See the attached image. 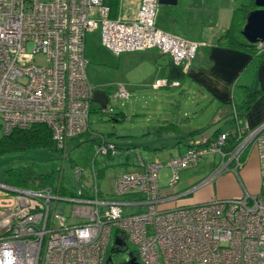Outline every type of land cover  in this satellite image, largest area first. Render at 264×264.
I'll return each instance as SVG.
<instances>
[{"label": "built area", "instance_id": "1", "mask_svg": "<svg viewBox=\"0 0 264 264\" xmlns=\"http://www.w3.org/2000/svg\"><path fill=\"white\" fill-rule=\"evenodd\" d=\"M160 6L159 0H139L135 15L126 17L122 10L112 16L108 0H0L2 131L45 123L57 146L66 148L70 139L91 130L94 104L110 114L115 111L112 99L129 97L120 83L106 107L94 102L97 87L90 83L86 56V34L93 29H100L103 44L116 55L157 49L187 70L200 44L160 28ZM257 47L263 49L264 42ZM40 53L48 65L36 61ZM168 84L167 79L157 80L154 87ZM233 117L238 122L237 108ZM228 138L229 131L204 138L165 163L145 161L130 147L126 153L137 155L142 170L117 176L112 196L100 190L94 166L88 196L81 186L76 196L64 197L51 186L0 184V264L9 259L11 264H107L110 246L132 252L141 264H264L263 194L245 191L233 198L163 207L169 200L159 184L165 166L172 170L168 187L173 188L182 169L197 166L208 155L220 156L216 172L198 188L228 169L239 175L256 152L264 177V124L238 125V143L227 152ZM95 150L102 157L119 153L118 145L104 137ZM73 168L83 182L86 169ZM66 203L73 205L74 220L65 215ZM115 237L129 247L111 244Z\"/></svg>", "mask_w": 264, "mask_h": 264}, {"label": "crops", "instance_id": "2", "mask_svg": "<svg viewBox=\"0 0 264 264\" xmlns=\"http://www.w3.org/2000/svg\"><path fill=\"white\" fill-rule=\"evenodd\" d=\"M220 1L211 0L210 4L201 0H191L189 9H186L181 17L175 13L176 5L167 6L169 17L166 26H163L160 20L157 25L173 35L196 41L200 46L195 60L187 69L185 86H182L181 94L177 97V93L174 91L159 92L164 95L166 104L170 108L157 113L156 122L148 128L153 129L154 132L150 133L148 129L146 131V127L139 128L140 135L128 131L113 132L117 135H124L123 138L115 135L116 137L112 136L110 139L119 147V153L116 154L118 157L122 158L126 150L131 147L145 161L170 159L184 152L190 144L213 136L219 129L222 132H235L238 125L255 128L264 124V56L254 59L249 52L243 49L227 47L218 42L231 23L233 11L238 8V5L235 6L237 0H225L224 4H221ZM219 3L222 7L219 6L220 9L214 10L213 6L219 5ZM247 4L255 6V0H250ZM179 20L183 21L185 25L180 27ZM131 52L139 54V60L143 61L141 65H143L144 73L138 82H121L129 92L133 89L139 90L148 87L162 89L174 86L168 84L159 88L154 87L157 80L168 78L169 65L165 66L159 63L166 56L165 54L157 49ZM247 88L256 89L259 94L245 115L240 116L239 113L237 122L233 117L234 109H236V105L244 102ZM101 89L108 91L110 95L113 92L105 88ZM188 97L191 101L186 109L182 101L184 102ZM192 106H194L193 110H191ZM202 106L204 107L202 111V116L205 115L204 119L196 120L198 116L191 117V114L198 113ZM122 113L124 114L123 111ZM156 129L157 132H155ZM150 154L162 158L156 159ZM218 185L222 190L221 198H233L241 195L236 194V173L230 169L219 174ZM177 189H179L178 186L175 190ZM168 196L170 195L168 194ZM168 201L163 203V207L173 206ZM189 204L192 203L180 205Z\"/></svg>", "mask_w": 264, "mask_h": 264}, {"label": "rangeland", "instance_id": "3", "mask_svg": "<svg viewBox=\"0 0 264 264\" xmlns=\"http://www.w3.org/2000/svg\"><path fill=\"white\" fill-rule=\"evenodd\" d=\"M135 1L136 0H119L117 8L118 10L123 11L124 16L133 17L139 5V0L137 3H135ZM190 1L191 0H179L178 4L175 6V13L181 17L183 12H185L186 9H189ZM201 1L204 3L211 2V0ZM224 1L225 0H221L220 3L224 4ZM249 2L250 0H237L235 6L238 5V7H240ZM220 3L219 5L213 6V8H215L214 10H216V8L220 9L219 6L222 7ZM227 3L229 4V1H227ZM168 17V7L160 6L157 23L160 20L163 26H166ZM178 25L181 27L182 25L184 26L185 23L179 20ZM33 49V44L29 43L28 50L33 51ZM138 55L139 54H136V52H123L120 55L114 54L103 44L102 34L99 28L90 30L86 34V56L90 61L87 73L93 87L100 89L105 88L112 92L121 82H138L141 75L144 73L143 65H141L143 64V61L139 60ZM35 59L39 64L48 65L43 53L37 54ZM184 83L185 80L182 81V85L180 86H171L170 88L164 87L162 89H153L152 87L139 90L133 89L129 92V97L127 99H112L110 102L111 106L114 107L116 111L121 110L124 112V116L120 121L112 118L111 114L101 113L99 107L94 104V107H97L98 109L92 110L91 129L94 133H103L106 135L113 132L123 131L140 135L141 131H138L139 128L146 127L145 130L147 131V129L150 126H153L156 122L155 118L157 113L170 108L166 104L165 97H163L164 95H161L159 92L174 91V93H177L176 95L178 97L181 94L182 86H185ZM189 101H191L190 97L186 98L184 102L182 101L184 108L187 109V107H189ZM193 109L194 106H192L191 110ZM203 109L204 107L202 106L199 112L192 113L191 117L195 118L198 116L196 120H203L205 117V115L204 117L202 116ZM150 131L154 132L153 129ZM77 155L78 150L75 147H69L64 156H51L45 149L30 150L10 155L9 157L11 160L6 159L7 161H5L3 167L9 165L25 166L36 164L38 165L40 172H51L63 169V173L67 178L68 183L77 188L80 185L79 181L74 176V168L71 161V156L73 159H76L78 157ZM150 155L156 159L162 158L155 154ZM101 158L103 157H98L99 161L102 160ZM168 160L169 159H161L159 162L165 163ZM220 162V156L208 155L197 166L182 169L179 172V181L177 183L179 189L177 190H175L177 186L175 188L168 187V183L171 181L173 175L171 168L169 166L163 167L159 183L164 193L170 195L168 196L169 198L173 196V199L170 198L168 203L173 206H178L185 203H204L211 199L221 198L222 190L218 185L219 175L215 176L199 188H194L216 172V167H218ZM104 164L106 165L105 173L102 178L98 179V185L100 190L107 196H112L114 193V179L116 176L141 170L139 160L135 153H125L122 158L115 155L112 159H107ZM89 172L90 171L86 169V178L83 180V185L88 191H90V188L93 186L91 185L92 177L89 175ZM211 172L213 173L211 174ZM190 185L192 186L189 188L186 187ZM190 189H193V191L187 193ZM245 191L250 194L264 195V177H262L260 173L259 159L256 152L251 154L243 168L239 171V175H236V194H243ZM1 193L2 192L0 191V195ZM72 206V203H66L65 215L69 218H71ZM71 220L74 219L71 218ZM113 241L114 240H112L111 244H113ZM130 249H133L131 245ZM110 250L111 246L109 247L107 254L108 256H112L113 264H123L129 259L128 252H111Z\"/></svg>", "mask_w": 264, "mask_h": 264}, {"label": "trees", "instance_id": "4", "mask_svg": "<svg viewBox=\"0 0 264 264\" xmlns=\"http://www.w3.org/2000/svg\"><path fill=\"white\" fill-rule=\"evenodd\" d=\"M108 2L113 6L114 13L112 16H115L118 12L117 7L119 5V0H108ZM255 8L257 7L252 4H244L235 8L232 13L231 23L220 36L218 42L227 47L243 49L249 52L254 59H260L264 56V48L259 49L256 44L249 43L242 37V30L246 23L247 16L249 12ZM186 74L187 70H185L182 65H176L170 61L167 78L169 85H171L173 81H179L181 83L185 80ZM258 92L259 91L256 89L247 88L244 102L238 106L236 105L240 116H243L248 112L259 94ZM94 109L97 110L98 108L94 107L93 110ZM110 114L112 118L117 121H120L124 116L122 111H114ZM149 132L151 133L150 130ZM221 132L222 130L219 129L213 134V136H217ZM115 135L120 138L124 137V135H117L115 133L107 135L103 133H94L91 129L78 137L70 139L67 142L66 148H59L53 137L52 130L45 123H35L28 128H15L8 133H4L0 122V184L18 189H34L51 186L54 192L59 196L74 197L77 195V188L68 183L67 178L63 173V169L51 172H40L39 167L36 164L25 166L9 165L5 167H3V164L7 161L6 159L11 160L9 157L10 155L16 153L45 149L51 156H64L69 147H75L78 150V157L73 159L71 156L73 167L80 166L83 169L92 170V167L94 166L97 179H100L105 173L106 165L104 163H106V160H109L113 155L108 154L103 156V158H101L102 160L99 161V156H96V146L103 137L111 139L112 136L116 137ZM237 143L236 131H229V138L225 151L228 152L233 150ZM79 185L83 188V195L88 196L89 191L85 188L82 181L79 182ZM115 233L118 234V232ZM110 251L116 252V248L111 247Z\"/></svg>", "mask_w": 264, "mask_h": 264}, {"label": "water", "instance_id": "5", "mask_svg": "<svg viewBox=\"0 0 264 264\" xmlns=\"http://www.w3.org/2000/svg\"><path fill=\"white\" fill-rule=\"evenodd\" d=\"M161 5L175 6L178 0H159ZM255 8L250 11L244 28L242 30V37L249 43L258 44L264 42V0H255ZM160 64L168 66L170 63L169 56H165L163 60L159 61ZM110 101V94L104 90L97 88L94 92V102L101 107H106ZM114 244L118 246L125 245L126 242L120 238L115 237ZM107 264H112V257L109 256ZM124 264H141L137 257L130 252L129 259Z\"/></svg>", "mask_w": 264, "mask_h": 264}, {"label": "clouds", "instance_id": "6", "mask_svg": "<svg viewBox=\"0 0 264 264\" xmlns=\"http://www.w3.org/2000/svg\"><path fill=\"white\" fill-rule=\"evenodd\" d=\"M7 264H11V260L9 259V261L7 262Z\"/></svg>", "mask_w": 264, "mask_h": 264}, {"label": "flooded vegetation", "instance_id": "7", "mask_svg": "<svg viewBox=\"0 0 264 264\" xmlns=\"http://www.w3.org/2000/svg\"><path fill=\"white\" fill-rule=\"evenodd\" d=\"M107 92H108V91H107ZM108 93H109V92H108ZM125 245L129 247V245H128L127 243H126ZM123 264H124V263H123Z\"/></svg>", "mask_w": 264, "mask_h": 264}]
</instances>
